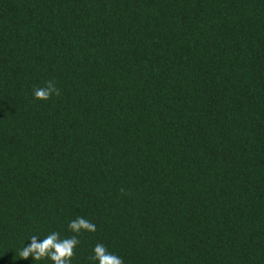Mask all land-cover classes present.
Listing matches in <instances>:
<instances>
[{"label":"trees","instance_id":"16d2710c","mask_svg":"<svg viewBox=\"0 0 264 264\" xmlns=\"http://www.w3.org/2000/svg\"><path fill=\"white\" fill-rule=\"evenodd\" d=\"M77 216L71 264H264V0H0V264Z\"/></svg>","mask_w":264,"mask_h":264},{"label":"clouds","instance_id":"9594fccd","mask_svg":"<svg viewBox=\"0 0 264 264\" xmlns=\"http://www.w3.org/2000/svg\"><path fill=\"white\" fill-rule=\"evenodd\" d=\"M53 95L59 96L60 90L52 80L33 90V96L37 100L47 101ZM68 228L74 233L68 238L62 239L57 231H52L42 240L35 235L30 237V243L19 251V256L25 260L32 257L35 261L50 259L53 264H71L76 248L81 243L79 234L85 231L94 233L97 225L83 216H77L69 222ZM93 253L88 258L90 261H98L99 264H124L122 257L110 252L103 243H96Z\"/></svg>","mask_w":264,"mask_h":264}]
</instances>
